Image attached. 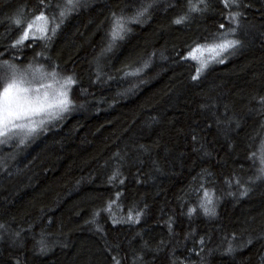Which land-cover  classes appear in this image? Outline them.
<instances>
[{
    "label": "trees",
    "instance_id": "1",
    "mask_svg": "<svg viewBox=\"0 0 264 264\" xmlns=\"http://www.w3.org/2000/svg\"><path fill=\"white\" fill-rule=\"evenodd\" d=\"M65 2L0 0V91L4 61L76 80L68 111L0 143V264H264V0L181 24L189 0H156L111 51L113 14L151 0H81L60 23ZM41 12L55 34L12 47ZM230 28L240 45L216 56Z\"/></svg>",
    "mask_w": 264,
    "mask_h": 264
},
{
    "label": "snow or ice",
    "instance_id": "2",
    "mask_svg": "<svg viewBox=\"0 0 264 264\" xmlns=\"http://www.w3.org/2000/svg\"><path fill=\"white\" fill-rule=\"evenodd\" d=\"M232 4L236 7L239 5L236 3V0H231ZM43 3V0H42ZM81 4V0H66L64 6L61 8L59 12L60 23H63V20L71 14L76 8H78ZM156 4V0H151V2L143 4L139 10L132 17H124V16H116L113 14V26L111 30V42L105 51H111L115 41L117 39H123V34L126 33L129 29L127 28L128 23H140L141 18L149 14V10L154 8ZM203 5V7H200ZM226 7L229 6L227 3ZM208 4L207 0H197L196 3H192V0H189V13L180 16L177 18L174 23L181 24L186 19H188V15L191 13H200L202 11L207 10ZM242 14L240 12H233L229 15V20L232 22H237L238 17ZM36 21H45V26L39 28L38 30L41 33L40 39H50L46 35L47 31V22L48 17L41 12L40 15L35 17V21L29 23L27 28L25 29L23 35L16 40L12 47H18L23 45L24 42L29 39L30 32L33 28V24ZM17 26H20L22 21L20 19H15L13 21ZM52 23L55 24V17L52 20ZM59 24H55V27H52L50 31L55 34ZM221 28H224V25H220ZM235 28H230L226 30L222 34V40L220 43L212 45L208 50L213 51L216 56H219L221 53L234 49L235 47L240 45V41L237 39H228L227 37L231 34L235 33ZM35 38V37H33ZM202 51L201 46H197L192 50L190 56L193 59H198L195 53ZM219 62H223L220 60ZM3 66L11 73V78L7 82V84L3 87V90L0 91V143H7L9 140L20 137V143H25L26 139L33 136L37 129L41 126L45 125L47 121H51L53 119H57L61 116L62 113L69 110L71 105V100L68 96L67 88L76 83V80L73 76L64 77L63 83L61 84L60 90H58L55 94V97L49 101L48 93H45L43 97L39 95L34 98L29 97L30 87H26L25 85L31 84V79H35L37 74H40L41 77L47 75L51 76L54 80L58 73L53 70L50 73H45L42 67L33 68L31 64L27 68L21 69L16 66V64L9 63L8 61L3 62ZM145 67L148 65L145 64ZM207 66V62L201 61V67L197 69V73L199 74L205 67ZM31 76V79L29 78ZM198 76H193V80L197 79ZM48 88H51V85H47ZM39 90L37 89L36 92ZM264 104V97L261 98L260 101ZM37 115H42L40 120H33L32 118ZM261 167L257 170V175L254 178H250V182L255 183L256 181H264V158L260 161ZM110 179H115V175ZM248 189H244L241 192V195H246ZM206 200L202 202L201 207L204 210L205 215H215L214 208L208 207L212 203L211 198L208 197V194L205 193ZM111 205H109V208ZM194 211L190 209L189 212ZM139 218V213L136 215V220ZM134 217L131 213L128 216V220L132 221ZM2 227V226H0ZM251 243V241H249ZM232 251L231 247L228 249L230 253ZM119 264V262H117Z\"/></svg>",
    "mask_w": 264,
    "mask_h": 264
},
{
    "label": "rangeland",
    "instance_id": "3",
    "mask_svg": "<svg viewBox=\"0 0 264 264\" xmlns=\"http://www.w3.org/2000/svg\"><path fill=\"white\" fill-rule=\"evenodd\" d=\"M44 26H45V21L35 22L33 24V27L35 29L34 32L32 31L33 34L38 35L40 33L38 29L41 27H44ZM26 28H27V26L24 28V31ZM47 28H48V24H47ZM32 32H30V33H32ZM39 75L40 74H37L35 79H31V76L29 77L31 79V84L25 85V86L30 87V89H32V91H30V93L28 95L30 98H34L37 95H39L40 97H43L45 93H48L49 101H51L55 97L56 92L58 90H60L61 85L55 83L54 79L51 76H43V77L40 76V77H38ZM10 78H8L7 81L10 80ZM47 85H51L52 87L48 88ZM37 89L39 90L38 92H36ZM41 118H42V115H37V116H34L32 119L33 120H40ZM0 139H2V138H0Z\"/></svg>",
    "mask_w": 264,
    "mask_h": 264
}]
</instances>
